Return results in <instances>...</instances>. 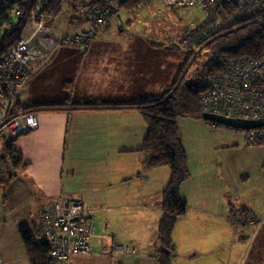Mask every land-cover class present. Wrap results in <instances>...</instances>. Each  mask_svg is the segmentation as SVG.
I'll use <instances>...</instances> for the list:
<instances>
[{"label":"crops","instance_id":"crops-1","mask_svg":"<svg viewBox=\"0 0 264 264\" xmlns=\"http://www.w3.org/2000/svg\"><path fill=\"white\" fill-rule=\"evenodd\" d=\"M117 13L87 48L63 46L20 97L23 107L37 111L39 127L13 144L28 167L0 183L3 264H30L20 233L29 223L39 229L48 210L63 198L82 200L95 218L94 253L76 255L69 264H158L152 240L162 216L159 194L171 174L166 167L143 169L139 150L147 135L144 119L134 109L71 111L64 106L158 98L182 71L189 53L175 40L142 35L112 39L114 30L124 32L112 26ZM40 104L62 110L44 111ZM178 126L191 176L181 187L188 212L177 219L173 231L172 264H212L213 240L249 239L247 233L223 235L225 227L233 229L232 200L251 209L261 222L257 237L249 242L252 246L260 239L264 246V160L259 152L264 146L249 145L242 135L203 121L181 118ZM217 230L222 233L213 234ZM146 236L149 243L141 242ZM115 245L136 252L110 256ZM250 245L246 258L240 253L239 264H264V248L251 250Z\"/></svg>","mask_w":264,"mask_h":264},{"label":"trees","instance_id":"trees-1","mask_svg":"<svg viewBox=\"0 0 264 264\" xmlns=\"http://www.w3.org/2000/svg\"><path fill=\"white\" fill-rule=\"evenodd\" d=\"M37 1L0 0V54L11 48L16 40L23 35ZM141 2L145 5L150 0H121L119 7L112 10L109 21L112 15L122 7L132 11ZM223 6L227 14L223 26L204 38H198V43L196 42L193 45L194 48L188 52L189 57L183 71L161 97L133 103L64 104L65 107H71L68 108L71 111L134 109L144 119L147 125V135L139 150L143 156V169L152 170L166 167L169 168L171 174L167 188L159 194L162 216L158 224L157 250L154 255L158 264H172L176 252L173 231L177 219L187 212V203L181 197V187L191 174L187 154L181 143L178 120L181 118L203 120L200 95L208 86V78L211 72L221 70L229 59L238 57L257 59L262 57L264 53V0L260 10L250 6L241 10L233 1L224 2ZM62 7L63 0H47L44 9L49 16H56ZM13 8L19 9L21 13L12 17L15 24L8 34H4V25L9 21L8 11H12ZM167 8L175 7L167 6ZM194 41L191 42L194 43ZM203 51L209 55L208 61L202 67H196L191 72L197 58L203 55ZM55 56L56 54L52 62ZM262 84L264 85V81ZM19 104L23 110L28 111L31 108L23 107L21 102ZM37 107H42L41 110L44 111L62 110L56 105ZM14 142H5L3 154L2 148L0 158L7 164V168L6 174L0 178V183L10 182L19 171L28 167L22 154L14 149ZM20 235L30 264H61L50 256L47 240L39 238L37 233L34 234L31 227L23 229Z\"/></svg>","mask_w":264,"mask_h":264},{"label":"built area","instance_id":"built-area-1","mask_svg":"<svg viewBox=\"0 0 264 264\" xmlns=\"http://www.w3.org/2000/svg\"><path fill=\"white\" fill-rule=\"evenodd\" d=\"M22 1V0H20ZM236 3L239 9L262 8L263 0H162L166 6L190 9L198 8L207 23L201 37H206L223 26L225 16L224 2ZM39 0L26 24V29L15 44L0 54V155L5 142L16 141L39 127V118L34 111L18 108L19 95L27 82L32 79L40 67L48 66L57 53V49L71 45L85 46L94 31L105 27L114 8L121 0H87L83 9L86 11L85 31L65 32L61 37L49 43L44 37L54 31L45 25L44 4ZM19 9L8 11L9 21L4 25L8 34L14 15H20ZM95 29V30H94ZM264 38V34H263ZM198 42L197 38H191ZM253 73L252 77L251 74ZM212 85L202 93L201 108L215 114L229 117H243L264 121V53L260 59L238 57L229 59L220 71L212 72ZM249 132L250 140L264 144V126ZM245 133V132H242ZM248 136V135H247ZM249 138V137H248ZM4 162L0 158V169ZM94 210L79 199L63 198L44 218L48 229L41 231L47 240L50 252L56 260L71 258L76 255L93 253L95 233ZM128 250V249H127ZM119 252L114 249L110 254ZM0 264H3L0 259Z\"/></svg>","mask_w":264,"mask_h":264},{"label":"rangeland","instance_id":"rangeland-1","mask_svg":"<svg viewBox=\"0 0 264 264\" xmlns=\"http://www.w3.org/2000/svg\"><path fill=\"white\" fill-rule=\"evenodd\" d=\"M86 1L87 0H63V7L56 16H49L45 12L46 20L44 23L46 26H48V27L50 26L52 28V30L54 31L53 34H50V35L44 37L45 41L52 43L53 41L56 40L57 37H61L63 34H65V32H73V30H75L76 32L85 31L84 29L87 28V25L85 24L86 11H85V9H83V5ZM161 1L162 0H150L148 5H143V3L141 2L138 5V7L132 11H129L126 8L122 7L118 11L116 18L113 20L112 26L115 28L121 27L124 29V32H119L117 30H114V32L111 33L113 35L112 39H114V40H125L126 36H129V35H133V36L134 35H138V36L142 35L143 37H147V38L148 37H158L161 40H163V39L164 40H167V39L171 40L172 39V40H175L176 45L180 49H182L185 53L186 52L188 53L189 51H191L194 48L193 45L196 43V42L192 43L191 38H197V41H198V38H204V36L201 37V34H202V29L204 28L205 24L207 23V20L205 19L203 13L198 8H195V7H191L190 9L177 8V7L169 9V8H167V6L164 3H161ZM38 2H39V0L37 1V4L35 6L34 11H36V7L38 5ZM155 2L158 3L160 6L158 4H155ZM46 3H47V0L44 4L43 8H45ZM162 5L165 7H163ZM118 7H116V8H118ZM44 11H45V9H44ZM106 27L107 26L100 28V29L102 30ZM100 29L97 31H94L92 37L85 44V46H80V44H77L74 47L87 48L88 45L91 43V41L97 36ZM2 31H3V29H2ZM4 34H6V33L4 32ZM61 48L57 49L56 54H58L60 52ZM197 48H199V47L197 46ZM54 55H53V57H54ZM179 56L183 58V55H179ZM188 57H189V55H188ZM260 58H257V59H260ZM208 59H209V55L205 51H203V55L197 58V61L194 65V67L192 68L191 72H193L196 67H202L208 61ZM183 62H185L184 59H183ZM47 67H48L47 65L43 66V67L41 66L39 69V72L35 76H37L40 72H42ZM184 67H185V65H184ZM184 67H183V69H184ZM183 69H182V71H183ZM252 75H253V73L251 74V77H252ZM35 76L27 82V84L23 88L21 94L19 95L20 97H21L23 92H25L26 90H28V88H30L31 83L33 82L32 80L35 78ZM209 78H210V76H209ZM209 78H208V86L205 90H207L212 85V82H211V80H209ZM202 93L200 95V104H201ZM20 97H19V103H20ZM41 105H44V104H40L37 106H41ZM18 107H19V109H23V108H21L20 104ZM200 107H201V105H200ZM39 108L43 109L42 107H39ZM29 110L37 113V111L35 109L30 108ZM205 113H212V112L204 110L203 115ZM212 114H215V113H212ZM216 115H219V114H216ZM220 116L232 118V119H242V120L261 122V123H263V125L255 127V128H251V129H241V128H230L228 126L219 124L217 122L207 121L205 119L198 120V121L206 122V123L212 125L213 127H223V128L229 129L230 131L238 133L245 138L246 142L249 145L264 146V144H261L259 142L255 143L254 141L250 140V136H249L250 134H249V132H247V131H252L254 129L263 127L264 121L255 120V119H245L243 117H229V116H224V115H220ZM242 132H245V133H242ZM259 152H261L260 155L262 156V159L264 160V148L262 147ZM186 154H187V152H186ZM258 156L259 155H255L254 159H256ZM248 158L250 160H253V157L250 154H248ZM187 159H188V157H187ZM6 168H7V164L4 163V165L2 166V169H0V178L2 175L6 174ZM169 181H170V179H169ZM168 184H169V182H168ZM226 198H227V200L229 199L228 196ZM70 199H72V198H70ZM230 202L231 203H229V215H231V223L233 225L232 226L233 229H231V227H225L223 230V235L227 234L228 236H232L233 233L237 232L238 236L240 237V235L247 233L249 239L248 240L243 239V241H240L238 239L233 240L231 238L229 239V238L225 237L224 240H222V241H218V239H220V238L213 240L211 243H209L210 248H213L216 252V256H214V258H212V259L210 258L212 264H239L240 253H241V255H244V258H246L245 255H247L249 252L250 242H253L254 239L257 237L259 230L261 228V225H262L261 222L253 215L252 210L247 208V206H243L241 204V202L238 200H232ZM56 203H58V201L55 202L48 211H50L52 213V208H53V206H55ZM187 212H188V204H187ZM180 217H182V216H180ZM42 218H44V217H42ZM215 222H217V221H215ZM43 223L39 229H36V227H35V225H33V223L32 224L29 223V227H31L34 230V234L37 233V236L39 238H44L41 235V231H43L44 228H45V230L48 229V225H47L48 223L44 224V225H43ZM146 226H148V225L146 224ZM234 226H236V229ZM145 232H148V230H146ZM214 233L219 234L222 232H220V230H217V231L213 232V234ZM132 234H133V232H132ZM149 240H150V237H147V236L145 237V239H143V238L140 239V241L143 243H149ZM152 241L155 242V245H153L154 248L151 246L152 250H153V255H155L156 250H157V235H156V238L153 239ZM247 241L248 242L250 241L249 244ZM133 244H136V242H133ZM48 248H49V252H50V246ZM250 248H251V250H256L258 248L261 250L262 248H264V246L262 245V243L260 244V239H257L252 244V246ZM114 249L118 250L119 252L111 255L110 252H111V250L113 251ZM93 250H94V246H93ZM111 250L109 252L110 256H115V255L117 256V255H121V254H125V253H135L136 252V250L131 248L130 246H123V245H115L111 248ZM93 253H94V251H93ZM50 256L52 257L51 252H50ZM66 257H68V256L61 258L62 260L57 259V261L61 262V264H69V262L75 256L65 259ZM249 257L251 258V256H249Z\"/></svg>","mask_w":264,"mask_h":264},{"label":"water","instance_id":"water-1","mask_svg":"<svg viewBox=\"0 0 264 264\" xmlns=\"http://www.w3.org/2000/svg\"><path fill=\"white\" fill-rule=\"evenodd\" d=\"M203 119L207 121L217 122L219 124L228 126L230 128L251 129L263 125V123L261 122L242 120V119H232L212 113H205L203 115Z\"/></svg>","mask_w":264,"mask_h":264}]
</instances>
